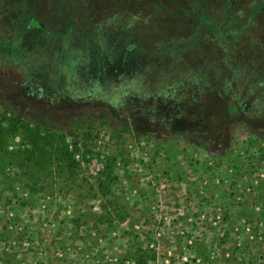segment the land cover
<instances>
[{"label": "rangeland", "instance_id": "1", "mask_svg": "<svg viewBox=\"0 0 264 264\" xmlns=\"http://www.w3.org/2000/svg\"><path fill=\"white\" fill-rule=\"evenodd\" d=\"M173 6L0 0V264H264V13L164 52Z\"/></svg>", "mask_w": 264, "mask_h": 264}, {"label": "trees", "instance_id": "2", "mask_svg": "<svg viewBox=\"0 0 264 264\" xmlns=\"http://www.w3.org/2000/svg\"><path fill=\"white\" fill-rule=\"evenodd\" d=\"M169 1H172V4L174 5L173 7H175L179 11V13H176L172 9L170 14L165 16V18L167 17L169 19V17H170V19H174L175 17L179 16L181 18V20L180 21L168 20L167 24H166L167 28L164 27L165 30L164 31L162 30L163 33L165 34V37H164L165 38V42H164L165 44L162 45V48H160V51L162 49H165L164 52H170V51L174 50V48H176L177 46L183 47L184 50H190V49L191 50H193V49L205 50L206 47L209 46L211 42H209L210 41L209 40L208 43L205 45L200 44V35H201V32L204 31V29H208V28L211 30V32L214 33L213 36L214 37L216 36L215 40L219 41V43L221 44L220 47H224V48L228 49L227 44L230 43V41H233L234 38L229 37L226 40L224 37L223 38L219 37L218 34L222 35V31H224V29L222 28V30H221L219 28H216V27L220 26L219 22H215V20H218L220 14H217V15L214 14V12H213L214 7L218 8L217 10L221 9L222 13H224L226 16H228V15L237 16L239 14L241 15V8H250V18H249L248 22L246 23V25H244V27L242 26L243 28H241L242 30H241L239 35H243L245 32H248L255 25V23L258 19V16L261 13H264V0H169ZM191 6H195L197 8L196 11H194V12L191 11L190 10ZM237 18L239 19V17H237ZM190 20H192V21H190ZM171 21L181 23L180 28L192 30L194 33L193 39L183 40V41L180 40L177 42L176 41L173 42L172 36L176 35L175 34L176 32L174 30H172L171 27H169L171 25V23H172L171 26L172 27L174 26L173 22H171ZM186 23H187V25H185ZM176 25H177V23H176ZM259 32L264 33L263 30H259ZM186 34H188V33H186ZM213 40L214 39H212V41ZM221 41H222V43H221ZM223 41L225 42V44L223 43ZM237 41H240V40H237ZM2 45L6 46V42L4 41V39L2 37H0V47ZM228 47H229V45H228ZM143 48H144V46L137 44V43H133L131 47L126 49V51L133 53L132 51H134L136 49H143ZM229 48L233 49L235 51L238 50V49L231 48V47H229ZM144 50H146V49L144 48ZM157 51H159V50H157ZM145 63L146 62L143 60L136 62L137 66L145 64ZM199 72H202V71H200V70L197 71V73H198L197 78L204 80V76L202 78L200 76ZM231 73L234 74V72L230 71V73L228 75L230 79L234 77V76H230ZM207 77L208 76H206V78ZM39 133L40 132H38L36 130L34 131V133H32L35 135V140H33L34 149L33 150H27L24 152V154L27 156L29 161H31V162L33 161L37 164V167H38L37 169L47 170L50 167L52 159H53L52 158L53 153L49 152V147L54 146V142H55L56 138H55V136H53L54 137L53 140H48V139L44 140L43 138H41V134H39ZM64 143H65V141L62 140L61 144H64ZM55 153L57 154V156L61 157L62 159H68L69 161H72V155L68 151V147L60 148ZM47 154H50L49 160H47L45 158V156Z\"/></svg>", "mask_w": 264, "mask_h": 264}]
</instances>
